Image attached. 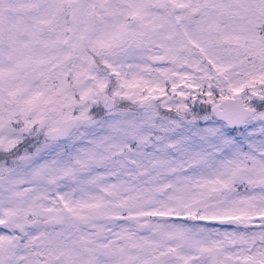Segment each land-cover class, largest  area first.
<instances>
[{"label": "snow or ice", "instance_id": "snow-or-ice-1", "mask_svg": "<svg viewBox=\"0 0 264 264\" xmlns=\"http://www.w3.org/2000/svg\"><path fill=\"white\" fill-rule=\"evenodd\" d=\"M0 264H264V0H0Z\"/></svg>", "mask_w": 264, "mask_h": 264}]
</instances>
